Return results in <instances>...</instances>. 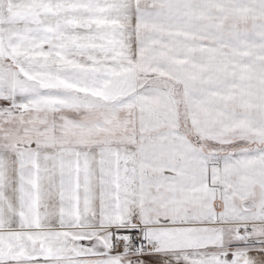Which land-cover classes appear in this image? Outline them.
I'll return each instance as SVG.
<instances>
[{
    "label": "snow or ice",
    "instance_id": "snow-or-ice-1",
    "mask_svg": "<svg viewBox=\"0 0 264 264\" xmlns=\"http://www.w3.org/2000/svg\"><path fill=\"white\" fill-rule=\"evenodd\" d=\"M0 264H264V0H0Z\"/></svg>",
    "mask_w": 264,
    "mask_h": 264
}]
</instances>
